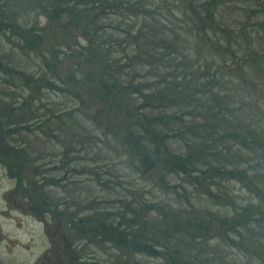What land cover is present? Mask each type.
<instances>
[{"label":"trees","instance_id":"16d2710c","mask_svg":"<svg viewBox=\"0 0 264 264\" xmlns=\"http://www.w3.org/2000/svg\"><path fill=\"white\" fill-rule=\"evenodd\" d=\"M220 2L0 0V33L44 61L37 91L74 103L53 116L70 117L64 130L94 125L112 135L152 189L184 191L178 201H150L144 189L140 197L126 195L124 216L104 207L86 217L62 213L87 245L103 240L121 251L110 264H149L144 257L156 264H264V131L257 126L264 94L252 96L264 59L258 56L259 67L248 62V49L220 19ZM0 68L27 87L32 82ZM76 112L85 116L83 126ZM42 163V193L73 172ZM58 168L66 176L54 179Z\"/></svg>","mask_w":264,"mask_h":264},{"label":"rangeland","instance_id":"374dc122","mask_svg":"<svg viewBox=\"0 0 264 264\" xmlns=\"http://www.w3.org/2000/svg\"><path fill=\"white\" fill-rule=\"evenodd\" d=\"M220 1L218 6L220 19L229 21L232 37L243 49H248V62L258 66V56L264 59V0ZM33 19L34 16L32 21H38L36 18ZM41 21L43 24L44 20ZM6 35L0 33V64L9 66L14 74L16 71H21L24 77H32V82L27 87L23 78L20 79L17 74H13L14 76L10 78L0 68L3 81L7 79L12 82L15 78L12 82L13 88L2 87L4 94L6 92L20 94L23 89L27 99L29 94L35 97L33 109L35 117L31 119L29 116V122H25L28 126H33V132L30 129L27 132L22 131V137L35 148L37 152L35 155H40L42 158L41 166H43L42 162H51L52 167L63 168L64 165L73 172L69 173V179L64 182H58L52 187H44L43 194L41 189L30 185L27 186L28 189L24 188L18 192L13 189L14 182L9 179L6 170L0 165V264H110L115 257L120 256L121 251L115 250L112 244L109 245L103 240H96V243L89 241L91 244L87 245L86 241L79 239L78 231L68 228L67 219L57 211L65 213L68 210L69 213L74 214L78 210L81 216L86 217L94 213V208L104 207L107 208L106 211L110 209L113 216L114 214L117 216L119 212L124 216L129 194L140 197V192L144 189L147 193L144 196L150 201L160 196L178 201L184 196V191L179 189L178 194L167 195L162 190L152 189V185L136 172L132 161L124 156L120 147H117L112 135L96 130L94 125L84 128L75 126V131L64 130L65 124L72 125L70 117L65 116L63 120L56 121L53 116L54 114L61 116V112L65 111L66 107L73 106V101L62 93L50 89L42 88L37 91L38 83L40 85L42 83L33 81L43 79L42 74L35 75L43 68L44 61H41L40 53L29 51L27 48L21 50L16 45L19 41L11 34ZM230 68L231 65H228L227 69ZM236 68L237 65L232 69L236 70ZM146 70L148 69L144 68L141 74L144 75ZM263 72L264 70L261 73L257 68L254 71L257 76V89L252 90V96L255 99L261 98L264 94ZM235 81L239 82L236 78ZM242 85L241 87H245L250 84L242 83ZM240 94L245 98L248 96L244 89ZM240 101L242 99L238 100V103ZM258 102L261 106L257 112L258 120L260 121L262 117L263 122L260 121L257 126L264 131V102L260 100ZM242 110L245 111V108ZM24 112L21 109L17 115L22 121ZM10 118L14 119L11 115ZM76 121L83 126L85 116L76 112ZM19 122L20 119L13 123L3 121L0 117V153L5 151L2 130L7 128V126L2 128V124L9 123L18 127ZM177 147L178 145L174 144V148ZM61 159L64 161L63 164L59 162ZM41 168L45 170V167ZM56 170L58 173H55L54 179L66 176L61 169ZM178 183L183 184V188H187L186 192L190 191V187L182 178H179ZM232 189L236 192L238 187ZM23 193L27 202H23L21 197ZM44 200L48 202V206L50 204L51 209L46 206ZM39 204L41 210L46 211L44 214L39 212ZM140 259L142 258L137 260ZM143 259L140 260L142 263L149 262V264L160 261L146 257Z\"/></svg>","mask_w":264,"mask_h":264},{"label":"flooded vegetation","instance_id":"af4514ba","mask_svg":"<svg viewBox=\"0 0 264 264\" xmlns=\"http://www.w3.org/2000/svg\"><path fill=\"white\" fill-rule=\"evenodd\" d=\"M14 79L15 78H13V81ZM6 82H11V80L6 79V81H3L0 76V117L3 121L16 123L20 119V122L18 127L10 125L9 123L6 125L2 124V128H5V126H7V128L4 131L2 130L5 151L0 153V165L6 170L9 179L14 182L13 189L15 191L19 192L24 188L28 189V185L39 188L42 184V158H40V155H35L37 154L35 148L31 146L29 141L22 137V131L27 132L30 129L31 132H33V126H28V123L26 124L25 122H29V116L31 119L35 117L33 111L35 107L33 103L34 100L30 97V94L28 95V100L24 92L20 94H10L6 92L4 94L2 87L5 88L8 86L7 84L5 85ZM10 87L13 88V85ZM21 91L24 90L21 89ZM26 100H28V102ZM21 109H23V112L25 111L22 115L24 117L23 121L20 116H17ZM10 115L14 117L13 120H11ZM35 129L36 128H34V131ZM24 195L25 193L21 194L24 200L23 202H27L28 200ZM39 212L43 214L46 212L45 210H41L40 204ZM59 214L62 213L59 211Z\"/></svg>","mask_w":264,"mask_h":264}]
</instances>
